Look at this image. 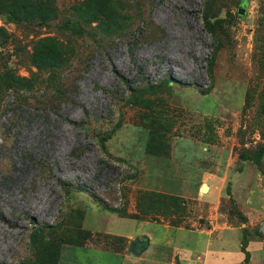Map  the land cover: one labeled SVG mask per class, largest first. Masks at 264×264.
I'll use <instances>...</instances> for the list:
<instances>
[{
	"label": "rangeland",
	"instance_id": "374dc122",
	"mask_svg": "<svg viewBox=\"0 0 264 264\" xmlns=\"http://www.w3.org/2000/svg\"><path fill=\"white\" fill-rule=\"evenodd\" d=\"M7 1L0 264H156L167 225L264 243V0Z\"/></svg>",
	"mask_w": 264,
	"mask_h": 264
},
{
	"label": "crops",
	"instance_id": "0c3cea01",
	"mask_svg": "<svg viewBox=\"0 0 264 264\" xmlns=\"http://www.w3.org/2000/svg\"><path fill=\"white\" fill-rule=\"evenodd\" d=\"M167 230L169 233L170 231H175L174 233L179 234L181 240L178 246H173L171 248L170 245L159 247L162 250L160 252H156V249L153 246V251L151 247H149L148 253L152 254V258L155 260L156 264H167V260L164 258L165 249L171 248L179 254V257L182 261V264H234L235 259H239V261L235 262V264L242 263L245 259V252L241 248L240 245L237 246V249H232L227 247L225 244L228 241L229 234L234 229H239L240 227L236 226H229V225H221L219 228L217 227H210L208 232L215 233L216 235L212 239L211 237L207 241V238L204 234H200V229H190V228H181L177 227L174 228L175 230H170L171 226L167 225ZM206 231V230H203ZM202 232V231H201ZM219 232V233H218ZM241 232V230H240ZM241 239H242V233ZM204 240H206V246L204 245ZM199 242H203L202 245ZM157 248V249H159ZM248 249L251 254V262H260L264 261V253L262 256L256 258L254 256V251H261L264 250V243L260 240H251L248 245ZM240 250V251H239ZM173 251V252H174Z\"/></svg>",
	"mask_w": 264,
	"mask_h": 264
},
{
	"label": "trees",
	"instance_id": "16d2710c",
	"mask_svg": "<svg viewBox=\"0 0 264 264\" xmlns=\"http://www.w3.org/2000/svg\"><path fill=\"white\" fill-rule=\"evenodd\" d=\"M6 7L10 13H14V14L20 11L38 10L39 8V6H37V4L33 0H8L6 2ZM41 54L43 56V52L39 50L38 52H36V57L41 59ZM250 241L251 239H249L248 237L247 227H245L243 233L242 246H241L242 250L245 252L246 255L244 259V264L248 263L251 260V254L248 249V245Z\"/></svg>",
	"mask_w": 264,
	"mask_h": 264
},
{
	"label": "water",
	"instance_id": "95a60500",
	"mask_svg": "<svg viewBox=\"0 0 264 264\" xmlns=\"http://www.w3.org/2000/svg\"><path fill=\"white\" fill-rule=\"evenodd\" d=\"M240 12H241V13H244V11H243L242 9H240ZM205 188H206V184L202 186V189H203V190H206Z\"/></svg>",
	"mask_w": 264,
	"mask_h": 264
}]
</instances>
